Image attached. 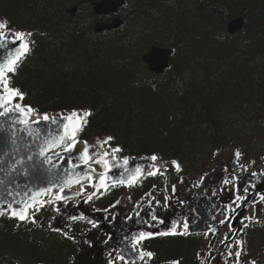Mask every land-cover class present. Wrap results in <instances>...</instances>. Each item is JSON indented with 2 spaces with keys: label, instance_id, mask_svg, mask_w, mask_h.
Here are the masks:
<instances>
[{
  "label": "trees",
  "instance_id": "1",
  "mask_svg": "<svg viewBox=\"0 0 264 264\" xmlns=\"http://www.w3.org/2000/svg\"><path fill=\"white\" fill-rule=\"evenodd\" d=\"M95 1L0 0V19L35 41L13 79L25 104L39 113L91 109L80 140L111 135L121 157L180 161L176 175L203 170L222 147L239 149V160L252 156L250 163L264 155V0H124L123 25L99 34L94 24L110 16L95 15ZM238 16L243 30L229 35L226 24ZM152 45L172 50L161 75L141 60ZM150 187L147 179L132 193ZM119 189L93 203H112ZM50 213H37L36 224L0 216V264L68 263L75 246L47 230ZM260 213L243 232L241 264H260L264 201ZM203 243L189 235L151 246L159 264H197Z\"/></svg>",
  "mask_w": 264,
  "mask_h": 264
},
{
  "label": "snow or ice",
  "instance_id": "2",
  "mask_svg": "<svg viewBox=\"0 0 264 264\" xmlns=\"http://www.w3.org/2000/svg\"><path fill=\"white\" fill-rule=\"evenodd\" d=\"M5 29H9V31L6 32ZM31 37V32H11L7 20L0 22V48H4L9 40L14 46L7 50L5 57L0 58V119L3 121L0 123V134H4L9 148L4 156L12 157L11 161L7 163L8 172L6 174H15L26 178L23 187L18 182L13 187V181H9L5 186L3 195H0V216L7 215L19 223L36 224V214L46 206L58 205L60 202L66 204L70 199L66 194L68 192H71L73 197L83 198L86 196L85 202H88L107 194L112 188H132L142 185L148 177H165L168 166L165 164L162 167L157 163L160 157L156 153L149 157H141L140 160L143 163L136 162L135 157H121L123 148L119 145L112 146L115 137L111 135L102 139L98 138L94 144H89L87 140H84L82 141L83 147L77 151V145L81 143L80 134L87 125L88 118L93 114L91 109H72L58 115L49 116L44 113L43 116H40L37 109L24 103L26 93L20 87L14 86L13 79L23 61L32 51L35 41L31 40ZM233 155L237 167L246 170L239 165L241 151L236 149ZM5 163V159L0 157V165ZM170 165L176 172L182 171L180 161L172 160ZM3 171L4 168L0 167V172ZM224 171H228L227 165L224 166ZM251 175L255 177L257 173H251ZM204 178L202 176L200 184L194 185V187L201 186ZM239 180L240 177L236 175H233L231 179L228 177L223 179L225 186L233 184V181L236 183L230 189L234 193L232 203L225 206L224 211L227 215L225 220L219 221L220 224L234 219L232 213L235 209L240 208L248 201V188L244 187V195H241ZM181 183H183L182 177ZM3 184L5 181L0 179V185ZM74 186H79V190L72 191ZM152 187L156 188L157 185L154 184ZM165 191H167V185H165ZM171 191L173 194L176 193L175 185L171 186ZM145 196L148 197L147 207L150 209L147 215L151 221L156 223L149 224L147 220L140 219L137 220V223H144L148 228L158 227L165 221L157 216L156 207L160 206L165 209L170 207L171 197L165 195L164 203L161 204V201L155 199L151 192L145 193ZM260 200H264V195H260ZM116 203L118 204L120 201L117 200ZM178 203L183 205L185 201L178 200ZM134 207L140 209L139 202ZM55 211L59 213L60 208L57 206ZM134 214L136 217H140V211H136ZM69 219L76 221L87 218L81 214L70 216ZM126 219L131 220L132 216L130 215ZM245 219L251 221L250 217H245ZM88 222L93 227L97 226L93 221L89 220ZM247 227L248 224H242L241 228L234 229V226L229 224V233L225 234L221 243L229 241L234 231L243 232ZM52 230L61 232L63 236L70 239L74 238L61 228ZM208 233L215 235L216 229L209 228L205 234ZM190 234L187 217L182 222L172 220L170 227L166 230L153 232L141 229L134 231L122 238L123 247L114 248L108 254V264H117V261L120 264H136L137 261H140L141 264H148L154 258L155 253L144 249L143 242L145 240L156 236H188ZM244 244L243 239H236L229 245L228 256L236 258L235 264H240ZM125 251L129 255H125ZM169 264H180V261L172 260ZM249 264H257V262L252 260Z\"/></svg>",
  "mask_w": 264,
  "mask_h": 264
},
{
  "label": "water",
  "instance_id": "3",
  "mask_svg": "<svg viewBox=\"0 0 264 264\" xmlns=\"http://www.w3.org/2000/svg\"><path fill=\"white\" fill-rule=\"evenodd\" d=\"M124 5V0H97L92 4V11L97 16L117 15L119 10L122 9ZM67 11L69 14L74 15L77 12V7L73 6ZM0 22L2 21L0 20ZM122 25L123 19L119 16H115L110 21L96 22L93 26V32L99 34L106 30L110 31L119 28ZM243 27L244 18L241 16L231 19L226 24L227 33L230 35H234L237 32L241 31ZM4 31L8 32L9 29H5ZM10 31L15 32L17 30H13L10 28ZM12 47L14 46L11 45V42L9 40L4 48H0V58L5 57L7 55V50ZM171 54L172 50L170 48L152 45L150 49L142 55L141 59L142 62L146 64L149 72L160 75L165 70H167ZM71 110H59L47 114L49 116H52L58 115L61 112ZM43 115L44 113L40 114V116ZM2 122V119H0V123ZM96 141L97 139H92L88 142L89 144H94ZM82 147L83 143L81 142L77 145V151H79ZM7 151H9V148L6 143L4 134H0V157H3L6 161L4 165H0V167L4 168V171L0 172V179H3L5 181V184L0 185V195H3L4 188L9 181H13V187L15 186L16 182H18L21 187H23V184L26 182V178L24 176L6 174L8 172L7 163L12 159L11 156H4V153ZM223 151V148L219 151H215L214 155H222ZM127 156L135 157L136 162L143 163L140 158L149 157L151 155ZM157 163L159 164L158 161ZM262 164L264 165V157ZM236 166L237 165L233 162L232 167L236 168ZM242 167L246 170H241V168L239 167L240 170L234 173H230L228 178H230L231 175L240 177L239 184L241 185V187L239 193L241 195H244L243 189L244 187H247L248 201L240 208L235 209V211L232 213L234 219L226 222L225 224H220L219 221L225 220L221 219V215L225 209V206L232 203L234 193L230 189H232L233 187L229 188L228 186H224L218 187L217 189L211 188V186L213 185V182H211L208 185H203L196 191L193 190L192 183H189V190L187 192H182L181 189L177 187V191L175 194L172 193L169 195L166 193L165 195L171 197V200L169 202L170 207L166 209L160 206L156 207L157 216L164 219L165 222L154 228H148V226L144 223H137L138 219L142 221L147 220L149 224L156 223L154 221H151L150 217L147 215V213L150 211L147 206L145 208L140 206V209L131 207L130 213L124 214L123 207L119 205H115L114 207L113 205H111L108 208L99 209L94 206H90V201L85 202L86 196L83 198L73 197L71 196V192H68L66 194L69 195L71 199H74V203L62 204L60 202L58 205H53V213L48 221V229L51 232L62 234L61 232L52 230L54 228H61L64 231H67L70 237H74L73 239H70L64 236L65 238L75 242L79 249L78 253L71 257V261L69 264H108V254L114 248L123 247V245L121 244V240L126 234H130L141 229L153 232L166 230L168 227H170V223L172 220L183 221V219L187 217L190 224L191 234L206 233L209 228L216 229V233L215 235H213L209 244V250L205 253V255L202 254L199 264H222L232 258L228 256V251L230 250L229 245H231L234 240L241 239L240 235L242 234V232L234 231V234L231 236L229 241L222 244L221 240L217 243V247L214 248V243L216 241L217 235L220 234L222 228L226 227L227 225L229 226V224L233 225L234 229L241 228L243 222L246 220L245 217H248L246 215L248 206L260 202V195H264V168H261L257 172H250L244 165H242ZM251 173H257V175L254 177L251 175ZM235 183L236 181H234V184ZM222 188L225 190H221ZM78 190L79 189L77 186H74L72 189V191ZM89 191H91V189H89ZM213 192H215V195H213ZM178 200H184L185 204L180 205L178 203ZM137 202H139L140 204V200ZM137 202H135V204ZM163 203L164 201L161 204ZM57 206L60 208L59 213L55 211V208ZM136 211H140L139 218L134 214ZM81 214H83L87 219L76 221H82L91 225V223L88 222L90 220L95 222L97 226L86 228L81 233L70 232L68 230L67 223L73 220H70L69 217ZM225 214L227 215L226 212ZM130 215L132 216V219H126V217ZM3 217L9 218L7 215H4ZM227 233H229V231ZM109 237H111V239H109ZM157 237L160 236H156L153 238ZM103 248L110 250L107 254L104 255V257L101 255V251ZM125 255H129V253L125 251ZM225 255L227 256L225 257ZM262 264H264V260H262Z\"/></svg>",
  "mask_w": 264,
  "mask_h": 264
},
{
  "label": "flooded vegetation",
  "instance_id": "4",
  "mask_svg": "<svg viewBox=\"0 0 264 264\" xmlns=\"http://www.w3.org/2000/svg\"><path fill=\"white\" fill-rule=\"evenodd\" d=\"M223 157V158H222ZM220 158L223 160V162H219V164H216V166L214 167L215 169H217V167L219 168V170L221 171V173H216V171H214V172H212V174H210L209 173V176L208 177H206L205 178V181L203 180V183H202V185L201 186H199V187H194V183H193V190L194 191H196L197 189H199V188H201L203 185H208L209 183H211V182H213V185L211 186V188H218V187H224L225 185H223V184H221V182L223 181V179L227 176V177H229V175H230V173H234V172H237L238 171V167L236 166V168H233L232 167V165H233V157L231 158L230 157V159L229 158H224V156H220ZM214 159V156H212V158H211V160H213ZM210 160V161H211ZM225 165H227V167H228V171H227V175L226 176H222L223 174H225L226 173V171H224V166ZM177 173L175 172V171H171L170 173H167L166 174V176L165 177H160L161 179H162V181H158V180H156V177H148L147 179L148 180H151V187L147 190V191H144V192H142L141 193V195L140 196H134L133 195V193H132V190H133V188L134 187H132V188H126V193H128L127 194V199H130V201H132L130 204H131V206L130 207H128L127 208V206H121V207H123V213L124 214H129L130 213V209H131V207H134V205H135V202H137V201H139L140 200V206L141 207H143V208H145L146 206H147V198L148 197H146L145 196V193H149V192H151L152 193V196H154L155 197V199H157V200H160L161 201V203L163 202V197L165 196V194L167 193V194H172V191H171V186L172 185H175V186H177V185H180L181 184V186H179V188L181 189V191H186L185 190V187L187 186L186 185V181L187 180H183V183H181V177L183 176L182 174H179V175H176ZM177 176V178L175 179V177L174 176ZM173 176V177H172ZM232 176L233 175H231L230 176V178L229 179H231L232 178ZM203 177H205V176H203ZM146 179V180H147ZM158 181V182H157ZM157 185V187L156 188H153L152 186L153 185ZM177 184V185H176ZM189 184V183H188ZM198 184H200V183H198ZM198 184H196V185H198ZM165 185H167V191H165ZM186 185V186H185ZM160 186H163L161 189H160ZM229 187V186H228ZM187 190H189V186H187ZM101 197V196H100ZM99 197V198H100ZM106 197V196H105ZM104 197V200L106 199ZM142 197H143V199H142ZM101 198H103V196L101 197ZM146 198V199H145ZM120 198L118 197L116 200H114L112 203H110V204H108V205H105V206H97L96 204H94L96 207H98V208H105V207H108L109 205H111V204H113V203H115V204H117L116 203V201L117 200H119ZM237 203H238V201H237ZM118 205H120L119 203H118ZM157 207H159V206H157ZM233 207H235L234 205H233ZM252 207H254L255 208V205H252V206H249L248 207V210H247V215H248V217H250V215H249V210L252 208ZM225 217H226V214H225V212L223 211L222 212V215H221V219H225ZM252 220V219H251ZM182 222V221H181ZM248 222H249V220H248ZM253 222L254 221H250L249 223H248V227L250 226V225H252L253 224ZM92 227V224L91 225H89V224H87V223H84V222H82V221H73V222H71V223H69V228H70V230H72V231H76V232H81L82 230H84L86 227ZM246 229V228H245ZM244 229V230H245ZM244 232V231H243ZM190 235H199V234H190ZM242 235H243V233H242ZM189 236V235H188ZM200 236H202V239H203V241H205V239L207 238V237H209L210 236V240H209V242H208V245H207V247L209 248V244H210V242H211V239H212V237H213V234H211V233H208L206 236H204V235H200ZM159 238H166V237H157V238H153V239H149V240H145L144 242H143V247H144V249H146V250H148V251H152L153 252V248H152V246H151V242L152 241H155V240H157V239H159ZM68 241V240H67ZM216 242H217V240L215 241V243H214V245H216ZM74 244V243H73ZM74 246H75V251L71 254V255H75V254H77L78 253V251H79V249H78V246H77V244H74ZM202 246V245H201ZM201 246H200V248H201ZM199 248V249H200ZM199 249H198V252H197V255H199ZM110 250H108V249H106V248H103L102 249V251H101V255L104 257V255L105 254H107L108 252H109ZM70 259V258H69ZM69 262V261H68ZM67 264V263H66ZM117 264H120V262L119 261H117ZM136 264H141V262H136ZM148 264H159V263H157V262H155V260H154V258L151 260V261H149L148 262Z\"/></svg>",
  "mask_w": 264,
  "mask_h": 264
},
{
  "label": "rangeland",
  "instance_id": "5",
  "mask_svg": "<svg viewBox=\"0 0 264 264\" xmlns=\"http://www.w3.org/2000/svg\"><path fill=\"white\" fill-rule=\"evenodd\" d=\"M70 6H72V5L69 4L67 7L69 8ZM219 155L220 154H218V156L216 158H214V161L212 163L210 161V163H208L206 165V167L203 168V170H197V171H194L191 174H186V175L185 174H182L183 175V180H187L186 181V185L188 186V183H192V185L194 183V185H196V184L200 183V178L202 176H205V178H206V177L209 176V173L212 174V172H214V171H216V173H221V171L219 170L218 167H217V169L214 168L216 166V164H219V162L220 163L223 162V160L220 158V156H224V158H229V159H230V157L232 158V156H231V153H228L227 152V150L223 151V154L222 155H220V156ZM252 158H253L252 156H248V158L241 159L239 161V164L244 165L245 167H247V169H248V166L249 165L252 166V168H249L250 170L248 169V171H251V172L258 171L259 169H261L263 167V165H262L263 159L261 157L260 159H257L256 161H252V163H250V160ZM164 165H162V167ZM167 166H168V172L167 173H170L171 171L174 170L173 168H171V165L170 164H167ZM205 174H207V175H205ZM226 175H227V171L222 176H226ZM205 178H204V181H205ZM156 180H158L159 182L162 181V179L160 178V176H156ZM221 184H223V181L221 182ZM177 186H181V184L180 185H177ZM187 186L185 187V190H187ZM227 186L232 187V184L227 185ZM162 187L163 186H160V189ZM121 191L122 192H120V197H119L120 198L119 199L120 203L119 204H120V206H127V208H128V207L131 206L130 203L132 201H130V199H127V194L128 193H126V190H121ZM260 212H261V207H259L257 209H256V207L255 208L252 207L249 210L250 218L254 221L253 223H255V220L259 219V217L261 215ZM227 232H228V228L223 229L222 234L217 235L216 240L217 241H220L221 239H223L224 238L223 234H225ZM209 240H210V236L205 239L203 245L199 249V252L201 253V255L202 254H205L209 250V248L207 247ZM260 254H261V260H264V244L262 246V250H261V253ZM235 261H236V259H234V262Z\"/></svg>",
  "mask_w": 264,
  "mask_h": 264
},
{
  "label": "bare ground",
  "instance_id": "6",
  "mask_svg": "<svg viewBox=\"0 0 264 264\" xmlns=\"http://www.w3.org/2000/svg\"><path fill=\"white\" fill-rule=\"evenodd\" d=\"M69 242V241H68ZM260 250V249H259Z\"/></svg>",
  "mask_w": 264,
  "mask_h": 264
}]
</instances>
